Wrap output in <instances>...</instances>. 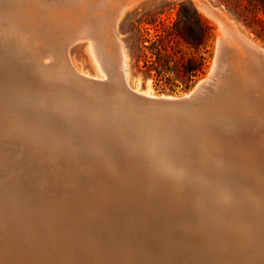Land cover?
Listing matches in <instances>:
<instances>
[{
	"label": "rangeland",
	"instance_id": "374dc122",
	"mask_svg": "<svg viewBox=\"0 0 264 264\" xmlns=\"http://www.w3.org/2000/svg\"><path fill=\"white\" fill-rule=\"evenodd\" d=\"M1 1L2 0H0V2ZM200 1L207 2L206 4L208 6L211 5L210 7L212 9H218L227 15L235 22L246 37L264 48L263 14L259 15L260 22L258 23L253 22L251 19L243 21V18L238 17L235 12L230 9V6H227V0ZM196 2L197 0H141V2H138V4L136 3V6L134 5L132 9L130 7L126 10V14L124 13V16L118 22V31L129 56L130 84L133 89L139 88L140 92L149 91L151 94L159 97L180 98L189 95L196 85L210 74L217 55L218 32L220 27L214 19H211V17L198 10ZM182 10L187 15V21L186 23H181L177 29L188 31L189 28L194 25V10L199 13L205 24L210 28L212 40L210 41L207 52L201 51L195 54L184 44H178L176 41L174 33L177 29H175V25L180 20ZM156 40L165 46H173L179 49L183 56H192L194 54L197 56L203 54L207 59L204 74L200 75L188 88H186V84L176 81L172 74L159 76L155 69L152 70L150 63H147L148 58L145 57V53L149 52L145 49V46H150ZM13 57H15L18 62L20 61L17 55H13ZM23 58L24 61L27 62L33 60L27 56ZM70 59L74 67L82 73L89 74L92 78L98 74L96 61L90 52L89 41H81L73 45L70 49ZM1 66L2 62L0 61V71ZM32 74V72L29 74L31 81L33 80L32 83L27 82L28 84L25 87L16 82L17 79L15 77H13V79L4 78L9 80H7L8 82L5 84V88L17 95L31 97L34 95L38 83L37 76L35 74L32 76ZM1 75L4 74L1 73L0 76ZM243 86L244 85L239 83L237 87L241 89ZM32 88L35 89L33 90ZM79 89L78 85L74 87V94H72L73 98H71L70 101L77 100V103L80 102L79 114H82L83 117L85 116L86 118L89 117L87 118V123L90 122L93 124L95 121V124H93L95 128L93 125L90 126V123L88 124L90 127L88 128L91 130H89L90 134L89 136L87 135V138H81L80 133L75 135H79L75 140L79 150H74V152L66 151L65 147H63L65 144L62 141L60 151H57L56 154H52V151L48 150L43 151L42 154H36L33 151L24 149L23 144L18 139H9L10 141L8 140L7 142H4V139H0V160L2 159V162L0 161V218L2 219L3 225V232L0 234V244L6 249L5 253H8V255L5 256V253L2 254L1 252L3 256H0V262L2 261L0 264H22L23 258L28 262L27 264H99L100 262V264H262L264 262V250H261L264 249V236L261 235L264 231H260L261 229L258 227L260 225V228H264V202L261 201V199L264 200V149H262L260 145L264 142L260 138H245L230 143L227 139H223V136L220 134V131H224L225 128L222 129L218 127V129L216 127L211 131V133H214L211 134L212 143L211 141L208 143V141L203 138L202 130L204 127L197 124L200 120L204 121V119H209L210 121L211 118H224L223 121L225 120V122L227 121L230 123L232 121L231 116L236 115V117H239L238 115L244 116L246 114L248 115V113L252 114L254 110L250 107L249 103H247L249 97L246 96L245 92V94L243 93V95L238 97H236L237 94L234 95L233 93V100L237 99L233 102L230 100L232 96L229 94L215 91V93L211 94L207 99L201 101L195 109V113L181 116L179 119H171L170 123L174 121L175 125H171L170 129L167 127L169 125L159 126L163 131H160L162 134L159 133L158 139L160 138L161 140H158L157 138H152L151 132L153 130H150L148 127L149 130L146 127L141 130L136 126L137 124L133 125L131 123L130 125L126 118L123 120L125 127L118 124L117 120L112 123L111 119L112 121L114 120L112 114H109L107 110H105L107 108L105 103L97 97L90 96L93 106H89L90 108H88L86 102H84L86 99L88 100V95ZM101 90L103 94L111 96H118L122 91L120 90L119 84L104 85ZM77 103L76 107H78ZM82 105H85V107L83 108ZM222 108H224V111ZM92 109H94V111ZM97 112L99 115H97ZM105 112L108 113L109 117L111 116L110 120L108 117L106 118ZM95 116H97L96 120L99 118L101 121H105V123H99V119L97 121L93 120ZM89 119H91V121H89ZM167 121L169 122V120ZM102 123L105 127L104 135H102L100 131L101 125H103ZM97 124L101 127L97 126ZM214 125L220 126V124ZM76 126L80 130H78L79 132H81L82 129L84 130V128H80L82 124L78 123V121L76 122ZM184 126H186V128ZM97 127H99L98 130L100 133H98ZM108 127L110 128L108 129ZM177 128L179 130H177ZM181 128L182 131L180 130ZM137 129H140L142 133L140 134V130L138 131ZM217 129L221 130L218 131ZM137 131L139 132L138 134ZM147 131L150 136L149 138L148 133H145ZM128 132H131L130 136H128ZM175 132L178 133L176 134ZM164 133L166 136L163 135ZM185 133L188 134L186 135ZM215 134L217 135L214 136ZM132 135L136 137L134 138ZM193 135L196 136L194 137ZM137 136H141V139L137 138ZM172 136L174 137L172 138ZM105 138L107 144H104L103 139ZM143 138L145 141L149 140L144 142ZM184 138L187 139L185 140ZM216 138L219 140L217 141ZM130 139H133L132 142ZM135 139H137V141H135ZM165 139L167 141H165ZM198 140H201L202 145ZM139 141L142 142L143 145ZM192 141L195 142L193 143ZM197 142H199L200 145ZM187 144L188 146H186ZM228 144L229 147H227ZM155 145L158 148H156ZM222 145L224 150H217L216 147L222 148ZM108 146L111 148L113 156L109 155ZM140 147L142 150H140ZM122 148L123 150L121 151ZM225 149L227 151H225ZM249 149H252V152H248ZM240 150H242V152ZM78 151L82 152V158H77L76 154ZM157 151H159V154L156 153ZM202 151L203 153L201 154ZM235 151L238 153L236 154ZM141 152L143 155H141ZM198 152H200V154ZM246 152L249 153V155H246ZM63 153L64 155H62ZM189 154L191 155L189 156ZM156 155H159L161 158H157ZM185 155L188 156L185 158ZM173 157L179 158V161L177 159L174 160ZM189 157L190 160L188 161ZM217 157L220 158V162L223 165H218L219 160ZM216 159L218 161H216ZM11 160L13 162H11ZM173 161L179 163L176 164ZM212 161L216 162L212 163ZM186 162H188L190 166H188ZM257 165L260 166L258 167ZM145 166H147V168ZM174 170L177 173H175ZM170 171L172 172L170 173ZM189 171V175H193V178L187 174ZM196 171H198V173ZM199 171L203 172L199 173ZM208 171L211 173H207ZM195 173L197 174L195 175ZM179 174H184L187 178ZM230 174L232 175L230 176ZM185 178L187 181H185ZM228 178H230L231 181ZM159 180H162V183ZM205 180L207 182H205ZM190 181H196V184H190ZM127 182H130V184ZM222 183L223 185H221ZM247 184L248 186H246ZM165 185H169V187L172 186V188L168 187L172 190H169L167 187L164 188ZM198 185H201L202 188L201 186L198 187ZM242 186L247 187V189H243ZM250 187H252V190ZM16 188H18V190H16ZM216 188L218 189L216 190ZM218 191H220V193ZM168 194L171 196H168ZM253 194H257V196H255L256 198ZM251 195L252 197L250 198ZM219 199L220 202L224 201V203L219 204ZM258 201H260V205ZM206 202H208V204ZM241 203L242 206H240ZM251 203H254V205ZM230 204L234 206L231 207L235 210L230 207ZM243 204L245 205L243 206ZM163 205L164 207H162ZM210 205H213L211 206L212 208H210ZM203 207L204 211L202 210ZM237 207H239V209H237ZM180 208H182L183 211L187 210L182 212ZM232 212H234V214ZM185 213L187 215H185ZM248 213L252 217L248 215ZM190 216L193 218H190ZM194 216L197 218L196 221ZM204 217L206 220L203 219ZM207 217H212V219H207ZM246 217L253 218L252 220L249 218L251 223ZM188 219H192L190 223ZM252 223L253 225H251ZM256 223L258 225L255 227L254 224L256 225ZM203 225L204 227H201ZM208 225L209 227H207ZM251 228H254V230L259 229L258 232H260L259 234L261 236H259L257 231ZM263 228L262 230H264ZM236 229L239 231L237 232ZM214 230L215 232H213ZM225 231L230 233V235H227ZM241 231H243L244 234L243 232L241 233ZM196 232L199 235H197ZM212 232L216 235H213ZM221 232L222 235H219ZM26 234H28V236H26ZM221 236L224 237L222 238ZM27 237L29 240L26 239ZM252 237L254 239H252ZM237 238L239 240H237ZM260 240L263 244L259 242ZM93 244H97L98 246ZM249 245L252 246L249 247ZM99 246H101V249ZM94 251L97 255L92 254ZM103 251L104 255L101 256ZM100 252L102 253L100 254ZM242 252H244V254H242ZM108 253H110V255ZM108 256L109 258L107 259L106 257ZM218 256L220 257L218 258ZM240 257H242V259ZM99 258H103L102 261ZM236 259L238 261H236ZM93 260L98 262H93ZM241 260H243V262ZM233 261L236 262L234 263Z\"/></svg>",
	"mask_w": 264,
	"mask_h": 264
},
{
	"label": "bare ground",
	"instance_id": "6f19581e",
	"mask_svg": "<svg viewBox=\"0 0 264 264\" xmlns=\"http://www.w3.org/2000/svg\"><path fill=\"white\" fill-rule=\"evenodd\" d=\"M138 2H141V0H2L0 2V61L2 62L1 71L0 74H4L0 76V139H4V142H7L9 139H18L22 144L23 148L26 150H30L35 152L36 154H42L43 151H52V154H56L57 151H60V148L62 146V141L64 142L65 150L68 152H71L74 150H79L77 143H75V140L78 138V136H75L76 134L80 133L81 138L89 136L90 132L89 129V123H87V118L89 117H83L79 114V107L80 102L77 103L75 101H70L71 98H73L72 94L74 91V87L76 85H79L80 80H89V81H99L101 83H107V81L112 82L113 84H120L125 87V89L128 92L134 91L142 94L145 97H151V98H161L159 96H155L151 94L149 91H141L139 88L133 89L130 84V71H129V56L127 54L125 45L123 41L121 40L120 33L118 31V22L121 20V18L124 16V13L127 12L128 8L132 7ZM207 3V2H206ZM205 2H202L200 0H197L196 6L200 12H203L204 14L211 17V19H214L219 27L220 30L218 32L219 39H218V45H217V55L216 60L214 62L213 68L211 70L210 75L202 80L196 87L201 92H207L209 91V87L214 85L215 91L218 93L223 92L224 94H229L230 96L237 94L236 97L243 95V93H246V96L249 97L248 102L250 107L253 108L254 111H252V114L248 115H238L239 117L231 116L232 121L225 122L223 119H216L211 118L200 120V122H197V124H200L204 127L202 130L203 138L210 143L211 141V131L214 128H222L224 131H220V134L223 136V139H227L228 142H237L238 140H242L245 138H260L264 142V75L261 76V73L259 70H256L252 67L250 60L251 58L248 57V53H246V50L249 49L251 51H263L264 48L260 47L256 42L246 37L241 30L238 28V26L235 24L233 20H231L227 15L219 11L218 9L214 8L212 9L210 6H208ZM210 4V3H208ZM136 6V5H135ZM126 14V13H125ZM81 41H89V48L92 57L95 59L97 68H98V74L95 77H90L89 74L82 73L81 71L77 70L71 59H70V49L73 45H75L78 42ZM222 43L225 45H228L231 51L228 53V58L223 60L222 58ZM245 49V50H244ZM13 55H17V57L20 59L18 62ZM30 57L33 60L31 62L24 61L23 57ZM35 58V59H34ZM27 60V59H26ZM37 76V85L34 95L30 96H20L12 92L11 90H7L5 88V84L9 81L8 79H13L15 77L17 79L16 82L21 84L23 87H25L28 83L31 82V77L29 74L31 72ZM32 74V76H33ZM216 77L217 80H214V83H212V78ZM4 78H8L7 80ZM242 84L246 87H242L239 89L237 86L238 84ZM9 84V83H8ZM212 84V85H211ZM237 85V86H236ZM8 86V85H7ZM30 86V85H29ZM32 87V86H31ZM118 87V86H117ZM9 89V88H8ZM33 90L35 88H32ZM117 89V88H116ZM119 89V88H118ZM14 90V89H13ZM30 90V89H29ZM80 90V89H79ZM87 93L88 100L86 99L84 102H86V105L88 108L93 106V103L91 101L90 96H94L92 90L83 89ZM109 90V89H108ZM121 90V89H120ZM118 91V90H117ZM120 92V91H119ZM122 92V91H121ZM27 93V92H26ZM110 93V91H109ZM116 93V92H115ZM215 93L214 91L210 93ZM244 93V94H245ZM20 94V93H19ZM191 94V93H190ZM189 94V95H190ZM186 95V96H189ZM233 95V96H234ZM113 96V95H112ZM230 97V100L235 102L237 99H234V97ZM95 97V96H94ZM184 97V96H183ZM235 97V98H236ZM70 98V99H68ZM173 98V97H168ZM182 98V97H180ZM214 98V97H213ZM95 99V98H94ZM178 99V98H175ZM212 100V99H211ZM219 101V99H218ZM207 102V101H205ZM212 102V101H211ZM217 102V101H216ZM76 103L78 104V107H76ZM227 104V103H226ZM83 106V105H82ZM90 106V107H89ZM97 106V104H96ZM116 110L113 111L112 119L108 116V113L105 112L106 118L111 119V122L117 120V123L120 124L122 127L124 126V118H125V112L120 111L119 105L115 102H113L112 105ZM190 106V105H189ZM189 106H178V107H170L165 108L164 112H159L158 114H153L149 118V121L147 118H138L139 121H137V126L142 130L145 126L148 127L150 130H153L152 138L159 137V133L162 130V126L169 125H175L174 121L170 123L171 119H179L181 116H187L188 114L195 113V109L198 107H189ZM231 106V105H230ZM261 106V107H260ZM85 105L83 106V108ZM86 107V108H87ZM98 107V106H97ZM100 107V105H99ZM222 107V106H221ZM260 107V109H259ZM96 108V107H94ZM192 108V109H191ZM150 110L149 108H147ZM201 109V108H200ZM218 109V108H217ZM224 111V108H222ZM221 109V110H222ZM94 111V109H92ZM106 110V109H105ZM203 110V109H201ZM233 110V109H232ZM241 110V109H240ZM163 111V110H161ZM198 111V110H197ZM92 112V111H91ZM148 112V111H147ZM236 112V111H235ZM262 112V113H261ZM93 113V112H92ZM98 113V112H97ZM169 113V114H167ZM239 113V112H238ZM102 114V113H101ZM99 115V113L97 114ZM150 115V114H149ZM229 115V114H228ZM88 116V115H86ZM101 116V115H100ZM96 117H93V120H96ZM147 117V116H145ZM81 119V120H79ZM99 119V118H98ZM97 119V120H98ZM107 119V120H108ZM137 119V117H136ZM203 119V118H202ZM96 120V121H97ZM99 123L105 121H101L99 119ZM106 120V121H107ZM169 120V122L167 121ZM186 120V119H185ZM81 123L82 126L80 128L82 129L81 132L76 126V122ZM91 121V119H89ZM141 121V122H140ZM149 121V122H147ZM93 122V121H92ZM108 122V121H107ZM109 122V123H111ZM84 123V124H83ZM102 123V124H103ZM108 123V124H109ZM111 123V124H112ZM116 123V122H115ZM132 122H129L131 125ZM91 124V123H90ZM95 124V121L94 123ZM91 124L90 126H92ZM135 125L134 123H132ZM156 124V125H155ZM179 124V123H178ZM182 124V123H181ZM180 124V125H181ZM214 124H220V126H215ZM183 125V124H182ZM222 125V126H221ZM99 126V124H97ZM102 126V127H101ZM99 127L102 135L105 132L104 124ZM111 126V125H110ZM117 126V124H116ZM161 126V127H159ZM179 126V125H178ZM189 126V125H188ZM187 126V127H188ZM79 127V126H78ZM89 127V128H88ZM94 127V125H93ZM92 127V128H93ZM97 127V130L98 128ZM186 128V126H184ZM95 128V127H94ZM110 127H108L109 129ZM147 128V129H148ZM139 129V130H140ZM146 129V130H147ZM148 129V130H149ZM164 129V127H163ZM168 129V132H169ZM172 129V128H171ZM175 129V128H174ZM191 129V128H190ZM79 130V131H78ZM88 132H86V131ZM95 130V129H94ZM125 130V129H123ZM138 130V129H137ZM138 130V131H139ZM140 130V134L142 133ZM176 130V129H175ZM177 130H179L177 128ZM182 131V128L180 129ZM184 130V129H183ZM187 130V129H186ZM196 130V129H195ZM99 131V130H98ZM100 131L98 133H100ZM108 131V130H107ZM122 131V130H121ZM126 131V130H125ZM137 131V134L139 133ZM165 131V129H164ZM179 131V132H181ZM199 131V130H197ZM201 131V130H200ZM214 131V130H213ZM97 132V131H96ZM95 132V133H96ZM110 132V131H109ZM136 132V131H135ZM186 132V131H185ZM191 132V131H190ZM216 132V131H215ZM94 133V132H93ZM122 133V132H121ZM129 133V132H128ZM127 133V134H128ZM131 133V132H130ZM129 133L128 136L131 134ZM145 133H148L145 132ZM150 133V135H151ZM154 133V134H153ZM170 133V132H169ZM176 133V132H175ZM178 133V132H177ZM176 133V134H177ZM136 134V133H135ZM162 134V133H161ZM186 135L188 133H185ZM214 134V133H213ZM94 135V134H91ZM125 135V134H123ZM163 135L166 136L164 133ZM179 135V134H178ZM183 135V133H182ZM198 135V134H197ZM201 135V134H200ZM215 134L214 136H216ZM133 136V135H132ZM143 136V135H142ZM162 136V135H161ZM164 136V138H165ZM177 136V135H176ZM194 136V135H193ZM196 136V135H195ZM194 136V137H195ZM116 137V136H115ZM134 137V136H133ZM136 137V136H135ZM134 137V138H135ZM148 133V138H149ZM174 136H172L173 138ZM182 137V136H181ZM189 137V136H188ZM193 137V138H194ZM199 137V136H198ZM117 138V137H116ZM128 138V137H127ZM130 138V137H129ZM133 138V139H134ZM137 138L141 139V136H137ZM145 138V137H144ZM143 138V140H144ZM163 138V137H161ZM179 138V137H178ZM99 139V138H97ZM132 139V140H133ZM151 139V138H150ZM156 139V142H157ZM169 139V138H166ZM165 139V141H167ZM185 140L187 138H184ZM191 139V138H190ZM200 139V138H199ZM217 141L219 140L216 138ZM130 139V141L132 142ZM142 140V141H143ZM149 140V139H148ZM147 140V141H148ZM155 140V139H154ZM158 140H161L160 138ZM174 140V139H173ZM177 140V139H176ZM175 140V141H176ZM194 140V139H193ZM213 140V139H212ZM215 140V139H214ZM222 140V138H221ZM10 141V140H9ZM104 144H107L106 138L103 139ZM102 141V142H103ZM108 141V140H107ZM137 141V139H135ZM144 140V142H147ZM169 141V140H168ZM182 141V140H181ZM178 141V142H181ZM197 141V140H195ZM194 141V142H195ZM201 142V140H198ZM223 141V140H222ZM16 142V141H15ZM122 142V141H121ZM130 142V143H131ZM140 142V141H139ZM150 142V141H149ZM186 142V141H185ZM188 142V141H187ZM193 142V141H192ZM193 142V143H194ZM240 142V141H239ZM243 142V141H242ZM135 143V142H134ZM142 144V142H140ZM162 143V142H161ZM170 143V141H169ZM199 144V142H197ZM212 143V141H211ZM216 143V142H214ZM219 143V142H218ZM222 143V142H221ZM226 143V142H225ZM136 144V143H135ZM147 144V143H145ZM150 144V143H149ZM148 144V145H149ZM163 144V143H162ZM171 144V143H170ZM178 144V143H177ZM181 144V143H180ZM217 144V143H216ZM2 145V144H1ZM143 145V144H142ZM151 145V144H150ZM173 145V143H172ZM184 145V144H183ZM200 145V144H199ZM202 145V142H201ZM219 145V144H217ZM221 145V144H220ZM231 145V144H230ZM239 145V144H237ZM257 145V144H256ZM261 148L264 149V143H261ZM10 146V145H9ZM177 146V145H176ZM188 146V144L186 145ZM185 146V147H186ZM246 146V145H245ZM90 147V146H89ZM142 147V146H141ZM140 147V150H142ZM156 148H158L155 145ZM194 147V146H193ZM229 147V144L228 146ZM195 148V147H194ZM212 148V147H211ZM217 150L223 151V145L221 147H216ZM258 148V147H257ZM23 149V150H24ZM108 153L110 156H113L111 152V148L108 146ZM116 149V148H115ZM127 149V148H126ZM135 149V148H134ZM139 149V148H138ZM150 149V148H149ZM246 149V148H245ZM63 150V149H62ZM123 148L121 149V151ZM154 150V149H152ZM157 150V149H156ZM188 150V149H187ZM190 150V149H189ZM200 150V148H199ZM198 150V151H199ZM214 150V149H213ZM216 150V149H215ZM254 150V149H253ZM113 151V150H112ZM120 151V152H121ZM201 151V150H200ZM225 151H227L225 149ZM237 151V150H236ZM235 151V153H236ZM242 152V150H240ZM131 152V151H130ZM143 152V151H142ZM141 152V153H142ZM157 151L156 153H158ZM213 152V151H212ZM230 152V151H229ZM244 152V150H243ZM248 152H252V149H249ZM107 153V154H108ZM119 153V152H118ZM180 153V152H177ZM176 153V154H177ZM200 154V152H198ZM203 151L201 152V154ZM217 153V152H216ZM231 153V152H230ZM238 153V152H237ZM236 153V154H237ZM50 154V153H48ZM145 154V153H144ZM149 154V153H148ZM147 154V155H148ZM154 154V153H153ZM159 154V153H158ZM164 154V153H163ZM187 154V153H186ZM223 154V153H221ZM220 154V155H221ZM227 154V152H226ZM251 154V153H250ZM257 154V153H256ZM264 154V153H263ZM64 155V153L62 154ZM93 155V154H92ZM104 155V154H103ZM143 155V153L141 154ZM175 155V154H174ZM173 155V156H174ZM179 155V154H178ZM191 154H189L190 156ZM224 155V154H223ZM233 155V154H232ZM239 155V154H238ZM246 155H249V153L246 152ZM255 155V154H254ZM2 156V155H1ZM77 158H82V152L78 151L76 154ZM84 156V155H83ZM89 156V155H88ZM157 158L159 155H156ZM183 156V155H182ZM188 155H185V158ZM225 156V155H224ZM8 157V156H7ZM44 157V156H43ZM142 157V156H141ZM172 157V156H171ZM177 157V156H176ZM179 157V156H178ZM232 157V156H231ZM27 158V157H26ZM45 158V157H44ZM139 158V157H138ZM174 158V157H173ZM181 158V156H180ZM183 158V157H182ZM206 158V157H205ZM214 158V157H213ZM216 158V157H215ZM219 160L218 165H223L220 162V158L217 157ZM226 158V157H225ZM234 158V157H233ZM10 159V158H9ZM47 159V158H46ZM86 159V157H85ZM152 159V158H151ZM179 159V158H174ZM188 159V158H187ZM227 159V158H226ZM2 160V159H1ZM0 160V161H1ZM17 160V159H16ZM141 160V159H140ZM159 160V159H158ZM157 160V161H158ZM172 160V159H171ZM183 160V159H182ZM190 160V157L188 161ZM215 160V159H213ZM216 159V161H218ZM223 160V158H222ZM225 160V159H224ZM59 161V160H57ZM143 161V160H142ZM160 161V160H159ZM179 161V160H178ZM181 161V160H180ZM184 161V160H183ZM214 161V162H216ZM2 162V161H1ZM11 162H13L11 160ZM28 162V161H27ZM176 163V161H173ZM212 161V163H214ZM91 163V161H90ZM143 163V162H142ZM149 163V162H148ZM179 163V162H177ZM176 163V164H177ZM185 163V162H184ZM226 163V162H225ZM236 163V162H235ZM238 163V162H237ZM255 163V162H254ZM188 165L189 163L186 162ZM239 164V163H238ZM33 165V164H32ZM39 165V164H38ZM144 165V164H143ZM147 165V164H146ZM214 165V164H213ZM230 165V164H229ZM235 165V164H234ZM255 165V164H254ZM261 165V164H260ZM259 165V166H260ZM110 166V165H109ZM108 166V167H109ZM190 166V165H188ZM217 166V163H216ZM231 166V165H230ZM240 166V165H239ZM246 166V165H245ZM258 166V165H257ZM258 166V167H259ZM143 167V166H142ZM147 168V166H145ZM215 167V166H214ZM218 167V166H217ZM263 167V166H262ZM35 168V167H34ZM141 168V167H140ZM153 168V167H152ZM173 168V167H172ZM221 168V167H219ZM253 168V167H252ZM257 168V167H256ZM5 169V168H3ZM111 169V168H110ZM170 169V168H169ZM168 169V170H169ZM201 169V168H200ZM222 169V168H221ZM227 169V168H226ZM231 169V168H229ZM116 170V169H115ZM151 170V169H150ZM171 170V169H170ZM202 170V169H201ZM224 170V169H223ZM104 171V169H103ZM114 171V170H113ZM149 171V168H148ZM154 171V170H153ZM159 171V170H158ZM173 171V169H172ZM170 171V173L172 172ZM175 171V170H174ZM188 171V169H187ZM204 171V170H203ZM203 171H199L203 172ZM207 171V170H206ZM205 171V172H206ZM230 171V170H228ZM36 172V171H35ZM147 172V171H146ZM150 172V171H149ZM169 172V171H168ZM180 172V171H179ZM182 172V171H181ZM198 173V171H196ZM208 171L207 173H209ZM227 172V171H225ZM117 173V172H116ZM137 173V171H136ZM175 173H177L175 171ZM187 173V172H186ZM195 173V175L197 174ZM211 173V172H210ZM214 173V172H213ZM228 173V172H227ZM226 173V175H227ZM240 173V171H239ZM149 174V173H148ZM152 174V172H151ZM156 174V173H155ZM158 174V173H157ZM161 174V173H160ZM181 174V173H180ZM179 174V175H180ZM188 175L190 174L187 173ZM194 174V173H193ZM217 174V173H216ZM223 174V173H222ZM255 174V173H254ZM262 174V172H261ZM37 175V174H36ZM40 175V174H39ZM112 175V174H111ZM187 175V176H188ZM205 175V174H204ZM218 175V174H217ZM232 174H230L231 176ZM163 176V175H162ZM169 176V175H168ZM178 176V175H177ZM184 176V174L180 175ZM192 177L191 175H189ZM211 176V175H209ZM224 176V175H223ZM229 176V175H228ZM238 176V175H237ZM104 177V176H103ZM149 177V176H148ZM173 177V176H172ZM186 177V176H184ZM202 177V176H201ZM251 177V176H250ZM177 178V177H176ZM187 178V177H186ZM185 178V181H187ZM189 178V177H188ZM193 178V177H192ZM235 178V176H234ZM113 179V178H112ZM167 179V178H166ZM195 179V178H194ZM230 181L231 179L228 178ZM245 179V178H244ZM93 180V179H92ZM155 180V178H154ZM184 180V179H183ZM182 180V181H183ZM204 180V179H203ZM223 180V179H222ZM221 180V181H222ZM246 180V179H245ZM14 181V180H13ZM107 181V180H106ZM145 181V180H144ZM153 181V180H152ZM160 181V180H159ZM189 181V180H188ZM210 181V180H209ZM228 181V180H227ZM240 181V180H239ZM10 182V181H9ZM113 182V181H112ZM158 182V181H156ZM155 182V183H156ZM162 183V180L160 181ZM168 182V181H167ZM191 182V181H190ZM189 182V183H190ZM196 182V181H195ZM195 182H191L190 184ZM205 182H207L205 180ZM214 182V181H213ZM220 182V181H219ZM243 182V181H242ZM252 182V181H251ZM262 182V181H261ZM96 183V182H95ZM130 184V182H127ZM153 183V182H152ZM160 183V184H161ZM217 183V182H214ZM229 183V182H228ZM241 183V182H240ZM250 183V182H249ZM255 183V182H254ZM252 183V184H254ZM98 184V183H97ZM167 184V183H166ZM171 184V182H170ZM201 184V182H200ZM210 184V183H209ZM245 184V183H244ZM251 184V186H252ZM17 185V184H16ZM125 185V184H124ZM152 185V184H150ZM173 185V184H172ZM211 185V184H210ZM223 185V183L221 184ZM242 185V184H241ZM129 186V185H127ZM149 186V185H147ZM163 186V185H162ZM197 186V185H196ZM201 185H198L200 187ZM205 186V185H204ZM208 186V185H207ZM227 186V185H226ZM234 186V184H233ZM238 186V185H237ZM240 186V185H239ZM248 186V184L246 185ZM168 188V186H164V188ZM209 187V186H208ZM218 187V186H217ZM243 187V186H242ZM153 188V187H152ZM161 188V187H160ZM169 188H172L169 187ZM168 188V189H169ZM202 188V186H201ZM207 188V187H206ZM219 188V187H218ZM216 188V190L218 189ZM247 187H243V189ZM252 190V187H250ZM23 189V188H22ZM38 189V188H37ZM41 189V188H39ZM131 189V188H130ZM159 189V188H158ZM163 189V188H162ZM166 189V190H168ZM210 189V188H208ZM212 189V188H211ZM222 189V188H221ZM18 190V188H16ZM172 190V189H169ZM174 190V189H173ZM200 190V189H199ZM225 190V188H224ZM227 190V189H226ZM231 190V189H230ZM234 190V189H233ZM232 190V191H233ZM256 190V189H255ZM261 190V189H260ZM27 191V190H25ZM160 191V190H159ZM214 191V190H211ZM248 191V190H247ZM162 192V191H161ZM169 192V191H168ZM171 192V191H170ZM174 192V191H173ZM172 192V194H173ZM220 193V191H218ZM250 192V190H249ZM164 193V192H162ZM215 193V192H213ZM242 193V192H240ZM245 193V192H244ZM259 193V192H258ZM166 194V193H164ZM233 194V193H232ZM230 194V195H232ZM250 194V193H249ZM263 194V193H262ZM28 195V194H27ZM37 195V194H36ZM41 195V192H40ZM167 195V194H166ZM242 195V194H241ZM247 195V194H246ZM21 196V195H20ZM39 196V195H38ZM168 196H171L168 194ZM249 196V195H247ZM253 196H257V194H253ZM3 197V196H2ZM16 197V196H15ZM125 197V196H124ZM130 197V196H129ZM166 197V196H165ZM164 197V198H165ZM218 197V196H217ZM220 197V195H219ZM245 197V195H244ZM252 195L250 196V198ZM260 197V196H258ZM7 198V197H6ZM170 198V197H169ZM173 198V197H172ZM233 198V196H232ZM256 198V197H255ZM35 199V198H34ZM120 199V198H119ZM231 199V198H230ZM241 199V198H239ZM21 200V199H20ZM201 200V199H200ZM207 200V199H205ZM232 200V199H231ZM243 200V199H242ZM258 200V198H257ZM40 201V200H39ZM204 201V200H203ZM236 201V200H235ZM241 201V200H239ZM255 201V200H254ZM262 202L264 200L261 199ZM34 202V201H33ZM219 204L224 203V201L220 202ZM243 202V201H241ZM260 201H258L259 204ZM208 204V202H206ZM255 203V202H254ZM254 203L252 205H254ZM212 204V203H211ZM262 204V203H261ZM28 205V204H26ZM215 205V204H214ZM218 205V203H217ZM216 205V206H217ZM226 205V204H225ZM228 205V202H227ZM234 205V203H233ZM230 204V207H234ZM245 204H243L244 206ZM256 205V204H255ZM260 205V204H259ZM258 205V206H259ZM174 206V204H173ZM185 206V205H184ZM183 206V207H184ZM188 206V205H187ZM210 205V208H212ZM215 206V207H216ZM223 206V205H222ZM237 206V205H236ZM235 206V207H236ZM239 206V205H238ZM242 206V203L241 205ZM32 207V206H31ZM164 207V205L162 206ZM177 207V206H176ZM206 207V205H205ZM219 207V206H218ZM231 207V208H232ZM179 208V207H178ZM221 208V207H219ZM241 208V207H240ZM254 208V207H253ZM47 209V208H46ZM182 209V208H180ZM224 209V208H223ZM222 209V211H223ZM235 210L234 208H232ZM239 209V207H237ZM242 209V208H241ZM258 209V208H257ZM187 210V209H186ZM185 210V211H186ZM193 210V209H192ZM204 211V207L202 209ZM218 210V209H217ZM225 210V209H224ZM35 211V210H34ZM180 211V210H179ZM178 211V212H179ZM182 209V212H185ZM220 211V210H219ZM218 211V212H219ZM221 211V212H222ZM261 211V210H259ZM39 212V211H38ZM177 212V210H176ZM181 212V213H182ZM237 212V211H235ZM256 212V211H255ZM10 213V212H9ZM44 213V212H43ZM188 213V211H187ZM201 213V212H200ZM203 213V212H202ZM208 213V212H207ZM224 215L225 212L223 211ZM227 213V211H226ZM231 213V212H230ZM228 213V214H230ZM234 214V212H232ZM253 213V212H252ZM251 213V214H252ZM47 214V212H46ZM183 214V213H182ZM196 214V212H195ZM198 214V211H197ZM238 214V213H237ZM240 214V213H239ZM263 214V213H261ZM6 215V214H5ZM4 215V216H5ZM12 215V214H11ZM36 215V214H35ZM184 215V214H183ZM185 215H187L185 213ZM190 215V213H189ZM192 215V214H191ZM223 215V214H222ZM236 215V214H235ZM245 215V214H244ZM248 215H250L248 213ZM38 216V215H37ZM44 216V215H42ZM143 216V215H142ZM199 216V215H198ZM216 216V215H215ZM232 216V215H231ZM242 216V215H241ZM251 216V215H250ZM254 216V215H253ZM257 216V215H256ZM50 217V216H49ZM202 217V216H201ZM228 217V216H227ZM252 217V216H251ZM5 218V217H4ZM42 218V217H41ZM146 218V217H145ZM190 218H193L190 216ZM195 218V216H194ZM212 219V217H207V219ZM219 218V217H218ZM242 218V217H241ZM248 218V217H246ZM250 218V217H249ZM248 218V220H249ZM255 218V217H254ZM8 219V218H7ZM45 219V218H44ZM197 218H195L196 221ZM200 219V218H199ZM203 219L206 220L204 217ZM202 219V220H203ZM251 219V218H250ZM253 219V218H252ZM251 219V220H252ZM29 220V219H28ZM189 220V219H188ZM185 220V221H188ZM192 220V219H190ZM189 220V223H190ZM251 220L250 223H251ZM255 220V219H254ZM260 220V219H259ZM264 220V219H263ZM13 221V220H12ZM198 221V220H197ZM211 221V220H210ZM226 221V220H224ZM232 221V220H231ZM238 221V220H237ZM257 221V219H256ZM252 221V222H256ZM40 222V221H39ZM78 222V221H77ZM182 222V221H181ZM202 222V221H199ZM214 222V221H213ZM217 222V221H216ZM229 222V221H228ZM242 223V222H241ZM196 224V223H195ZM229 224V223H228ZM227 224V226H228ZM11 225V224H10ZM49 225V224H47ZM148 225V224H147ZM197 225V224H196ZM199 225V224H198ZM233 225V224H232ZM231 225V226H232ZM245 225V224H244ZM253 225V223L251 224ZM254 224V226L256 227ZM15 226V224H14ZM188 226V224H187ZM195 226V225H194ZM212 226V225H211ZM247 226V225H246ZM249 226V225H248ZM50 227V226H49ZM92 227V226H91ZM189 227V226H188ZM201 227H204L201 226ZM199 227V228H201ZM209 227V225L207 226ZM252 227V226H250ZM254 227V228H255ZM260 231L262 228H260V225L258 226ZM257 227V228H258ZM2 225V219L0 218V234H2L3 230ZM45 228V227H44ZM56 228V227H55ZM229 228V227H228ZM254 228H251L254 230ZM8 229V228H7ZM192 229V228H191ZM198 229V228H196ZM225 229V228H224ZM230 229V228H229ZM258 229V230H259ZM264 229V228H263ZM190 230V229H189ZM194 230V229H193ZM192 230V231H193ZM207 230V229H206ZM209 230V229H208ZM220 230V229H219ZM250 230V228H249ZM257 233L259 234L260 232ZM210 231V230H209ZM208 231V232H209ZM231 231V230H230ZM237 231V229H236ZM235 231V232H236ZM239 231V230H238ZM237 231V232H238ZM248 231V230H247ZM43 232V231H42ZM45 232V231H44ZM215 232V230L213 231ZM212 232V234H213ZM236 232V233H237ZM243 231H241L242 233ZM250 232V231H249ZM21 233V232H20ZM39 233V232H38ZM192 233V232H191ZM195 233V231H194ZM217 233V232H216ZM227 235V231H225ZM46 234V233H45ZM197 234V232H196ZM215 234V233H214ZM213 234V235H214ZM219 234V233H218ZM244 234V232H243ZM242 234V235H243ZM248 234V233H247ZM245 234V235H247ZM18 235V234H17ZM21 235V234H20ZM24 235V234H23ZM199 235V234H197ZM209 235V234H208ZM211 235V233H210ZM216 235V234H215ZM222 235V232L219 234ZM218 235V236H219ZM232 235V234H231ZM264 236V232L261 234ZM259 234V236H261ZM28 236V234H26ZM196 236V235H195ZM236 236V235H235ZM234 236V237H235ZM22 237V236H21ZM30 237V236H29ZM220 237V236H219ZM222 237V236H221ZM224 237V236H223ZM222 237V238H223ZM228 237V236H227ZM233 237V239H234ZM238 237V236H237ZM32 238V237H31ZM42 238V237H41ZM204 238V237H203ZM226 238V237H225ZM243 238V237H242ZM263 238V237H262ZM25 239V238H23ZM28 239V237L26 238ZM34 239V238H32ZM38 239V238H37ZM219 239V238H218ZM227 239V238H226ZM225 239V240H226ZM231 239V238H230ZM232 239V240H233ZM240 239V237H239ZM237 238V240H239ZM250 239V238H249ZM252 239H254L252 237ZM259 239V237H258ZM257 239V240H258ZM261 239V238H260ZM22 240V239H21ZM29 240V239H28ZM229 240V239H228ZM244 240V239H243ZM246 240V239H245ZM256 240V239H255ZM263 240V239H262ZM27 241V240H26ZM31 241V240H30ZM29 241V242H30ZM34 241V240H33ZM103 241V240H102ZM173 241V240H171ZM248 241V240H246ZM251 241V240H250ZM5 242V240H4ZM24 242V241H23ZM42 242V241H41ZM100 242V241H99ZM104 242V241H103ZM217 242V241H216ZM219 242V240H218ZM221 242V241H220ZM230 242V240H229ZM243 242V241H242ZM260 243L261 240L259 241ZM97 243V241H96ZM224 243V242H223ZM237 243V242H236ZM258 243V241H257ZM99 244V243H98ZM188 244V243H187ZM215 244V243H214ZM225 244V243H224ZM238 244V243H237ZM263 244V243H262ZM6 245V242H5ZM18 245V244H17ZM89 245V244H88ZM95 245V244H93ZM209 245V243H208ZM212 245V244H211ZM246 245V244H245ZM0 244V256L5 253L6 249H4V246ZM95 246H98L97 244ZM105 246V245H104ZM174 246V245H173ZM189 246V245H188ZM215 246V245H214ZM222 246V245H221ZM232 246V245H230ZM244 246V245H243ZM248 246V245H247ZM252 246V245H251ZM249 245V247H251ZM12 247V246H10ZM33 247V246H32ZM101 249V246H99ZM98 247V248H99ZM103 247V246H102ZM258 247V246H257ZM260 247V245H259ZM18 248V247H17ZM97 248V249H98ZM205 248V247H204ZM224 248V247H223ZM254 248V247H253ZM264 248V246H263ZM96 249V248H95ZM107 249V248H104ZM192 249V247H191ZM249 249V248H248ZM255 249V248H254ZM259 249V248H257ZM256 249V250H257ZM246 250V249H245ZM264 250V249H261ZM17 251V250H16ZM19 251V250H18ZM96 251V250H95ZM92 254H96V252ZM202 251V250H200ZM260 251V250H258ZM2 252V254H1ZM10 252V251H9ZM98 252V251H97ZM209 252V251H208ZM232 252V251H231ZM87 253V252H86ZM102 252H100L101 254ZM184 253V252H183ZM203 253V252H202ZM246 253V252H245ZM99 254V253H98ZM110 255V253H108ZM200 254V252H199ZM244 254V252H242ZM8 255V253H5V256ZM13 255V254H12ZM11 255V256H12ZM19 255V254H17ZM97 255V254H96ZM95 255V256H96ZM104 255L103 254L101 256ZM204 255V253H203ZM209 255V254H208ZM221 255V254H220ZM3 256V255H2ZM14 256V255H13ZM89 256V255H88ZM93 256V257H95ZM100 256V255H99ZM100 256V258H101ZM167 256V255H166ZM202 256V255H201ZM207 256V255H206ZM223 256V255H222ZM248 256V255H247ZM10 257V256H9ZM29 257V256H27ZM204 257V256H203ZM210 257V256H209ZM212 257V256H211ZM216 257V256H215ZM220 256H218L219 258ZM228 257V256H226ZM235 257V256H234ZM256 257V256H255ZM31 258V257H30ZM72 258V257H71ZM99 258V259H100ZM104 258V257H103ZM102 258V259H103ZM107 259L109 258L106 257ZM208 258V257H207ZM217 258V257H216ZM222 258V257H221ZM238 258V257H237ZM242 259V257H240ZM245 258V257H244ZM2 259V258H1ZM18 259V258H17ZM98 259V257H97ZM102 259H100L102 261ZM228 259V258H227ZM264 259V258H263ZM61 260V259H60ZM229 260V259H228ZM240 260V259H239ZM244 260V259H243ZM243 260H241L243 262ZM253 260V259H252ZM18 261V260H17ZM24 261V262H23ZM35 261V260H34ZM39 261V260H37ZM113 261V260H112ZM218 261V260H217ZM236 261H238L236 259ZM235 261V262H236ZM240 261V262H241ZM2 262V261H1ZM0 262V263H1ZM62 262V261H61ZM93 262H98L94 261ZM107 262V261H106ZM110 262V261H109ZM234 262V261H233ZM234 262V263H235ZM4 263V262H3ZM26 260L23 258L22 264H27ZM39 263V262H37ZM101 263V262H100ZM99 263V264H100ZM103 263V262H102ZM115 263V262H114ZM230 263V262H229ZM44 264V263H43ZM48 264V263H47ZM51 264V263H50ZM62 264V263H61ZM191 264V263H190ZM215 264V263H214ZM240 264V263H236ZM244 264V263H242ZM247 264V263H245ZM258 264V263H257ZM261 264V263H260ZM264 264V262L262 263Z\"/></svg>",
	"mask_w": 264,
	"mask_h": 264
},
{
	"label": "trees",
	"instance_id": "16d2710c",
	"mask_svg": "<svg viewBox=\"0 0 264 264\" xmlns=\"http://www.w3.org/2000/svg\"><path fill=\"white\" fill-rule=\"evenodd\" d=\"M227 6L235 14L253 22H260L259 15H264V0H227ZM233 6V7H231ZM194 25L188 31H181L177 27L181 23H186L187 15L181 11L179 22L175 25V39L178 44H184L193 53L207 52L212 34L210 28L205 24L199 13L194 10ZM149 52L145 53L148 58L147 63L155 69L159 76L174 75L175 80L190 86L200 75L204 74L206 67V57L202 54L195 56H183L179 49L173 46L163 45L158 40L150 46H145Z\"/></svg>",
	"mask_w": 264,
	"mask_h": 264
},
{
	"label": "water",
	"instance_id": "95a60500",
	"mask_svg": "<svg viewBox=\"0 0 264 264\" xmlns=\"http://www.w3.org/2000/svg\"><path fill=\"white\" fill-rule=\"evenodd\" d=\"M221 45H222L221 47H223L221 50L223 52L222 58L223 60H225L226 58H228V53L231 51V49L229 48L228 45H225L224 43H222ZM246 53H248V57L251 58L250 63L252 67L255 68L256 70H259L261 76L264 75V52L263 51L254 52L247 49ZM208 76H206L205 78H207ZM214 80H217V78L216 77L212 78V83H214ZM104 85H114V84L110 81H107V83H101L99 81H89L85 79L83 81L80 80L78 87L81 89L83 93H86L83 90L85 88L88 90H92L94 96L100 99L101 101H103V103H105V106L107 107L106 110L109 114L112 113V111L116 110L112 106L113 102L117 103L119 105L118 109H120V111L125 112V118L127 119V121L132 122L134 124H137V121H139L138 118L141 119L143 117L149 120L150 119L149 117L151 115L158 114L159 112L167 111L165 110V108L178 107V106L185 107L189 105H190L189 107L195 108L201 103L202 100L207 99L210 96L211 92L213 91L215 92L214 85L211 84L212 86L209 87L210 90L205 93L199 91L197 87H195L189 96H184L178 99L175 98L171 99L168 97L148 98L138 92H134V91L128 92L124 86L119 84L122 92L118 96H111V95L103 94L101 89L102 86ZM147 108H149L150 110H148Z\"/></svg>",
	"mask_w": 264,
	"mask_h": 264
}]
</instances>
